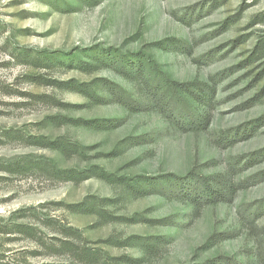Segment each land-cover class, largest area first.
<instances>
[{
	"label": "rangeland",
	"instance_id": "obj_1",
	"mask_svg": "<svg viewBox=\"0 0 264 264\" xmlns=\"http://www.w3.org/2000/svg\"><path fill=\"white\" fill-rule=\"evenodd\" d=\"M167 79L210 89L202 105L199 91L180 99L210 120L207 129L187 132L168 120L165 113L178 111L162 98ZM70 82H111L144 103L158 97L149 111H130L115 101L97 105L65 89ZM67 119L122 123L97 131ZM58 139L86 154L48 147ZM53 165L97 167L115 180L167 182L194 171L217 188L231 182L235 194L195 210L159 187L136 198L119 181H65L48 171ZM86 201H97L93 213L70 209ZM0 220L38 229L44 244L0 235V264H260L264 0H0ZM52 223L81 232L70 239L77 254L62 249L45 226ZM138 237L164 240L146 254Z\"/></svg>",
	"mask_w": 264,
	"mask_h": 264
},
{
	"label": "trees",
	"instance_id": "obj_2",
	"mask_svg": "<svg viewBox=\"0 0 264 264\" xmlns=\"http://www.w3.org/2000/svg\"><path fill=\"white\" fill-rule=\"evenodd\" d=\"M149 64L152 67L154 73L156 75H160L162 73L157 62L150 57ZM139 66L137 67V69ZM86 71V70H83ZM166 85L168 86V90L165 94L162 95V98H165L169 103L172 102L177 108V115L172 116L171 114H166L168 120L173 123L178 129H182L187 132H200L207 129L209 126L210 120L205 118L204 115H200L193 111V108L188 103H183L181 99V95L184 93H198L195 95V100L198 101L201 105L206 103L205 93L207 90H210L206 85H200L196 83L192 84H178L170 79L166 80ZM74 82L67 83V90L77 91L79 93H83L90 100H94V102L98 103L97 105L106 103L108 101H115L123 105L126 109L130 111H149L152 107L153 101L155 97H158V93H155V96L151 94L148 96L149 102H142L139 99H136L132 94L126 91L119 85L113 84L111 82H102V83H91V84H78L72 85ZM54 85V84H52ZM72 85V86H70ZM62 89V86H58ZM171 93V95H170ZM208 101V100H207ZM67 123L79 127H84L88 129H93L97 131H107L114 130L118 128L122 121L119 119H103V120H74L67 119ZM51 149L59 150L64 155H79L83 156L86 154V148L80 145L77 142H72L70 140L58 139L53 143H50L49 146ZM29 163L22 164V170L29 169ZM47 166V165H46ZM48 171L51 172L52 175L60 177L65 181H75V182H83L92 178H98L109 183H116L119 181V185L127 192L133 195L136 198H142L147 195L153 193L152 189L155 187L160 188V193L165 195L166 197L172 198L176 197V199L182 201H189L195 208V210H199L201 207H205V204H213L218 202H227L228 196L235 194V190L233 191V185L229 181H225L222 183L221 187L217 188L210 182L209 178H205L201 174H197L194 171H191L188 175L184 177H173L169 178L167 182H164L160 179V177L149 178L145 176H139L136 178H120L115 180L114 176L109 175L105 172V170L100 168H91L88 170L77 171V170H59L57 166L53 165L48 168ZM228 195V196H227ZM97 202V201H96ZM95 202V203H96ZM102 202V201H100ZM108 202V200H106ZM95 203H88V201L83 202L81 204L72 205L70 209L73 212L80 213H93L90 207H95ZM96 208V207H95ZM95 211V210H94ZM3 225H0V235L8 236L12 234H20L26 235L29 239L36 242L37 245H43L40 242V236L37 233L36 228L30 227L25 224H13L15 228H11L12 223L10 220H0ZM46 223V222H45ZM17 225V226H15ZM46 227H53L56 229L55 224H45ZM56 233L62 237L54 238L58 242H60V246L68 251H71L74 254L78 252L74 251L77 245L72 242L70 239H74V241H78L81 239V232L77 229L68 228L66 226H60L57 228ZM140 242L139 244L143 247L144 252L146 254L151 253L152 250L158 248L164 238H136ZM83 257H95L97 254H91L89 252H83ZM98 257V256H97ZM84 258V259H85ZM221 264H241L234 259H230ZM260 264H264V260L260 262Z\"/></svg>",
	"mask_w": 264,
	"mask_h": 264
}]
</instances>
